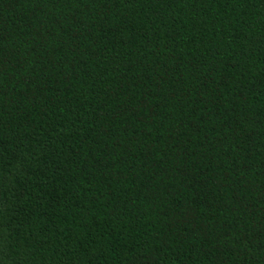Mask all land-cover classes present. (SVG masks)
Here are the masks:
<instances>
[{
  "label": "trees",
  "instance_id": "1",
  "mask_svg": "<svg viewBox=\"0 0 264 264\" xmlns=\"http://www.w3.org/2000/svg\"><path fill=\"white\" fill-rule=\"evenodd\" d=\"M2 264H264V0H0Z\"/></svg>",
  "mask_w": 264,
  "mask_h": 264
},
{
  "label": "snow or ice",
  "instance_id": "2",
  "mask_svg": "<svg viewBox=\"0 0 264 264\" xmlns=\"http://www.w3.org/2000/svg\"><path fill=\"white\" fill-rule=\"evenodd\" d=\"M0 264H2V262H0Z\"/></svg>",
  "mask_w": 264,
  "mask_h": 264
}]
</instances>
